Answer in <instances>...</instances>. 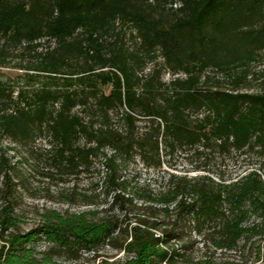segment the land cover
<instances>
[{
  "label": "trees",
  "instance_id": "16d2710c",
  "mask_svg": "<svg viewBox=\"0 0 264 264\" xmlns=\"http://www.w3.org/2000/svg\"><path fill=\"white\" fill-rule=\"evenodd\" d=\"M16 149L81 209L23 230ZM0 199V264H264V0H0Z\"/></svg>",
  "mask_w": 264,
  "mask_h": 264
},
{
  "label": "rangeland",
  "instance_id": "374dc122",
  "mask_svg": "<svg viewBox=\"0 0 264 264\" xmlns=\"http://www.w3.org/2000/svg\"><path fill=\"white\" fill-rule=\"evenodd\" d=\"M11 66L18 61H10ZM262 65H258L256 70H260ZM4 73L12 75L13 70H3ZM169 75H165V80H168ZM253 88L256 87L252 84ZM14 148V147H10ZM37 150L41 152L45 149L44 142H37ZM12 161L16 164V170L20 177L18 180L19 193L17 206L19 211L23 214L22 229L26 230L31 228L38 222L37 213L46 209H55L61 212L64 211H78L81 209L78 203L69 204L64 201L60 193L65 189L71 188L75 184L78 190L86 188V182L88 178L82 176L78 179L69 178L60 180L59 178H48L47 164L43 157H38L35 154L30 155L27 149H16L10 153ZM199 166L202 167L201 172L214 174L224 173L232 174L236 171L242 170L246 165L241 161H229L217 153H209L206 158H202L198 161ZM177 168L184 169L190 168L183 161L177 163ZM194 174V173H192ZM1 202V199H0ZM109 253L106 249L104 254ZM188 254L194 260V262H203L206 259H210L217 262L221 258L219 252H214L209 247H203L201 243L192 244L188 251Z\"/></svg>",
  "mask_w": 264,
  "mask_h": 264
}]
</instances>
